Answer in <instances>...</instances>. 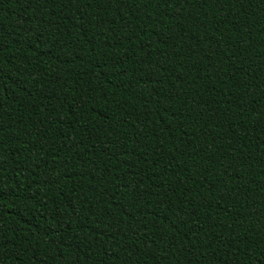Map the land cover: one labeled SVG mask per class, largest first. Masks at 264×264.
<instances>
[{
	"label": "trees",
	"instance_id": "trees-1",
	"mask_svg": "<svg viewBox=\"0 0 264 264\" xmlns=\"http://www.w3.org/2000/svg\"><path fill=\"white\" fill-rule=\"evenodd\" d=\"M0 264H264V0H0Z\"/></svg>",
	"mask_w": 264,
	"mask_h": 264
}]
</instances>
